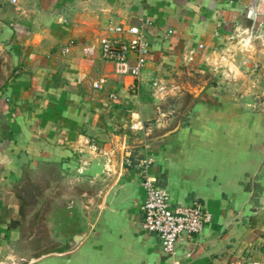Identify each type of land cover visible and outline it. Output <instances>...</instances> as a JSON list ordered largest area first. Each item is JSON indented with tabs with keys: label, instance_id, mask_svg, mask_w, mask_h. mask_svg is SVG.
Instances as JSON below:
<instances>
[{
	"label": "crops",
	"instance_id": "1",
	"mask_svg": "<svg viewBox=\"0 0 264 264\" xmlns=\"http://www.w3.org/2000/svg\"><path fill=\"white\" fill-rule=\"evenodd\" d=\"M118 23L136 78L82 51ZM263 37L264 0H0V263L264 264ZM145 170L210 216L172 256Z\"/></svg>",
	"mask_w": 264,
	"mask_h": 264
},
{
	"label": "built area",
	"instance_id": "2",
	"mask_svg": "<svg viewBox=\"0 0 264 264\" xmlns=\"http://www.w3.org/2000/svg\"><path fill=\"white\" fill-rule=\"evenodd\" d=\"M147 22L148 19L144 24ZM147 47L142 25L118 23L109 25L97 43L84 46L82 51L86 56H93L98 52L102 59L114 64L117 73L136 78L145 65L143 53ZM95 86L100 85L96 83ZM131 88L135 91L136 85L133 84ZM111 97L114 98L115 95L112 94ZM128 129L139 130L140 126L130 122ZM148 163L147 158L143 159L144 165ZM141 185L144 190L141 204L143 230L156 234L161 249L172 256L181 236L199 233L209 221V213L197 202L172 207L167 193L149 177L146 170L142 174Z\"/></svg>",
	"mask_w": 264,
	"mask_h": 264
},
{
	"label": "rangeland",
	"instance_id": "3",
	"mask_svg": "<svg viewBox=\"0 0 264 264\" xmlns=\"http://www.w3.org/2000/svg\"><path fill=\"white\" fill-rule=\"evenodd\" d=\"M263 39H264V37H263ZM254 100V99H253ZM256 101V100H255ZM253 102V101H252ZM257 103H259V100H257L256 101ZM40 231H41V234H39V236H40V241H39V244H40V246L42 247H46V246H44L43 244H44V238H45V234H43V232H42V230H43V225H40ZM42 229V230H41ZM34 247H35V245H34ZM28 258H30L29 256L28 257H25V260H27ZM26 262V261H25ZM25 262H22L21 260H19L18 259V261L16 262V263H14V264H23V263H25ZM0 264H11V262H7V261H3V262H1Z\"/></svg>",
	"mask_w": 264,
	"mask_h": 264
},
{
	"label": "water",
	"instance_id": "4",
	"mask_svg": "<svg viewBox=\"0 0 264 264\" xmlns=\"http://www.w3.org/2000/svg\"><path fill=\"white\" fill-rule=\"evenodd\" d=\"M86 233H87L86 230L82 231V233H77V234L73 237L72 241L69 243V246H70V247L75 246V245L77 244V242H79V240L82 239V238L85 236Z\"/></svg>",
	"mask_w": 264,
	"mask_h": 264
}]
</instances>
